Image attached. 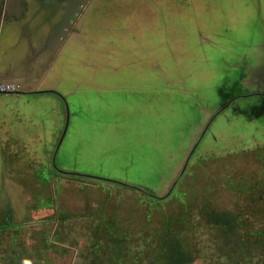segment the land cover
Instances as JSON below:
<instances>
[{
    "label": "rangeland",
    "instance_id": "1",
    "mask_svg": "<svg viewBox=\"0 0 264 264\" xmlns=\"http://www.w3.org/2000/svg\"><path fill=\"white\" fill-rule=\"evenodd\" d=\"M24 2L0 0V79L29 73L30 85L65 97L71 120L58 168L236 207L224 177L233 164L238 173L256 172L254 156L242 149L264 146V93L254 92L264 84L245 82L264 66V0ZM62 101L51 92L0 94V136L9 141L0 140V221L9 207L15 223L0 235V264L16 242L38 264H87L89 213L115 209L136 234L149 214L158 220L149 205L159 201H142L144 193L129 186L106 189L100 180L60 174L40 182L65 125ZM234 148L232 159L225 151ZM48 194L55 201L42 207ZM63 212L73 218L62 224ZM193 235L202 248L195 264H230L205 224Z\"/></svg>",
    "mask_w": 264,
    "mask_h": 264
},
{
    "label": "trees",
    "instance_id": "2",
    "mask_svg": "<svg viewBox=\"0 0 264 264\" xmlns=\"http://www.w3.org/2000/svg\"><path fill=\"white\" fill-rule=\"evenodd\" d=\"M249 155L255 158L250 161L256 164V172L238 173L233 164L231 173L224 177L225 187L238 201L234 209H219L213 204L200 202L186 191L182 201L173 194L174 191L166 196L164 193L165 199L154 198L158 204H148L151 215L158 213V220H152L149 214V224L139 234L115 209L100 215L89 213L93 233L90 255L85 258L87 264H195L202 258V248L197 246V237L193 235L200 224H205L219 239L217 253L226 257L230 264H264V147L251 151ZM231 157L225 158L234 163ZM235 158L236 155L232 159ZM47 174L39 176L44 186L50 185L54 177L52 173ZM184 178L179 185L183 184ZM48 196L47 200H42V207L51 206L55 201L53 196ZM141 200L148 201L145 197ZM161 201L163 205H160ZM4 212L6 216L0 221V235L15 227L12 209L8 207ZM160 212L162 217L159 219ZM61 213L58 220L62 224L73 218ZM14 246L4 257V264H38L33 262L36 254L19 251L16 249L20 247L18 242ZM36 257L38 260L39 256ZM260 259L261 263L258 262Z\"/></svg>",
    "mask_w": 264,
    "mask_h": 264
},
{
    "label": "flooded vegetation",
    "instance_id": "3",
    "mask_svg": "<svg viewBox=\"0 0 264 264\" xmlns=\"http://www.w3.org/2000/svg\"><path fill=\"white\" fill-rule=\"evenodd\" d=\"M25 3V5L27 4V2L25 1L24 2ZM26 11V10H25ZM24 11V12H25ZM252 74V73H251ZM250 74V76H249V78L250 77H252V79L251 80H249V78H246V80H245V82H247V83H251V81H257V83H259V84H264V66L262 67V69L259 71V72H257V74L256 75H251ZM256 77L257 76V78L256 79H254L253 77ZM261 88H263V87H261ZM37 91V92H36ZM55 93V94H58L61 98H62V102H63V108H62V115H63V118H64V120H65V125H64V128H62L63 130H61L59 133H58V136L55 138L56 139V143H55V145H56V147H55V151H53V153H52V151H51V155H50V157H49V154L48 155H45L46 157H49V159H50V162H49V159L47 160V161H44V163L43 164H41L42 166L39 168L40 170H39V174L40 175H48L47 173H52L53 174V178L56 180V178H57V176H59V174L62 176V177H64L63 179H68V177H71V178H69V179H71V180H68V181H74V180H76V179H78V178H82L80 181H85V182H95V181H90L89 179H95V180H100V181H102V183H101V185H104V188H106L107 189V187L109 188V187H115V188H120V187H117V186H114V185H118V186H121V188H125L124 186H129L130 188H133V189H137V190H141L143 193H144V195L145 194H149V196H151L152 198H159V199H161V200H163V199H165V197H163V196H159L158 194H155V193H153V191L152 192H150V190L149 189H145V188H142V187H140V186H137V185H131V184H126V183H123V182H121V181H118V180H110V179H107V178H103V177H94V176H89V175H86V174H81V173H79V172H77V171H73L71 168L70 169H61V168H58L57 167V165H56V156H57V153H58V151H59V148L61 147V145H62V143L65 141V139H66V137H67V133H68V129H69V125H70V120H71V115H70V111H69V105H68V103H67V101H66V99H65V97L61 94V93H59V92H57V91H54V90H34V91H28V92H25L26 94H32V93ZM254 92H256V93H264V89H262V90H257V91H254ZM23 93H24V91H23ZM250 94H254L253 92L252 93H250ZM237 99V98H236ZM236 99H234L232 102H234ZM220 111V110H219ZM218 113V112H217ZM215 120V119H214ZM213 120V121H214ZM211 123V122H210ZM209 127H210V125H209ZM209 127H206L205 126V128L203 129V132H202V134H201V136H200V138H198L196 141H195V144H196V147H195V149L193 150V152H192V156H193V154L196 152V148L198 147V145L201 143V141H202V139L204 138V136L206 135V133H207V131L209 130ZM259 147H264V146H257V147H255V148H253V149H250V150H246V149H242V152H251V151H255L257 148H259ZM210 148H212L210 145H207V154H210V153H208V150L210 149ZM236 150H238V148H234V149H231V150H227V151H225V153L226 154H233L234 155V151H236ZM49 152V151H48ZM237 153V152H236ZM214 156V155H213ZM215 156L216 157H218V156H220V155H216L215 154ZM214 156V157H215ZM226 156V155H225ZM225 156H220V157H225ZM208 157H210V156H208ZM212 157V156H211ZM213 158V157H212ZM191 158H188V159H186V161H185V163H187L185 166H184V169L182 170V168H183V166L180 168V171H179V174H177V179H178V177H179V181L184 177V176H186L187 174H188V171L191 169V167H189L188 168V162H189V160H190ZM188 161V162H187ZM192 165V164H191ZM190 165V166H191ZM193 165H195V164H193ZM47 166H50V170H48L47 168ZM51 167H52V170H51ZM43 169V170H42ZM181 170H182V172H181ZM181 172V173H180ZM65 176H68V177H65ZM51 178H52V175H51ZM53 178H52V180H53ZM177 179H176V181H177ZM178 181V182H179ZM52 182V181H51ZM176 186V183L174 184V186L171 188V189H173L174 187ZM109 190V189H108ZM171 193V192H170ZM168 195V194H167ZM149 196H147V195H145V197L147 198V200H148V197ZM166 196V195H165ZM5 220V219H4Z\"/></svg>",
    "mask_w": 264,
    "mask_h": 264
},
{
    "label": "crops",
    "instance_id": "4",
    "mask_svg": "<svg viewBox=\"0 0 264 264\" xmlns=\"http://www.w3.org/2000/svg\"><path fill=\"white\" fill-rule=\"evenodd\" d=\"M20 1H29V0H20ZM36 1H48V0H36ZM25 11V10H24ZM30 70H28V72H29ZM27 72V73H28ZM14 80H17V81H14ZM0 82H10V83H17V82H19V83H21V85L19 84V83H17V84H19L20 85V90H19V94H17V95H20V94H26V93H23V91L24 92H28L27 90H31V91H34V90H39L38 88H36V87H34L33 85H30V78H29V73L28 74H26L25 75V77H21V78H19V80L18 79H9V80H1L0 79ZM24 88V89H23ZM23 89V90H22ZM16 94V93H15ZM0 140H1V144L3 143V141L5 140V139H2L1 138V136H0ZM3 144H5V145H7V146H9V141L8 142H6V143H3ZM14 148H15V146H13ZM4 149H5V151H6V149L8 150L9 148H5L4 147ZM1 151H3V149L1 150ZM12 152H13V148H12ZM11 152V153H12Z\"/></svg>",
    "mask_w": 264,
    "mask_h": 264
},
{
    "label": "built area",
    "instance_id": "5",
    "mask_svg": "<svg viewBox=\"0 0 264 264\" xmlns=\"http://www.w3.org/2000/svg\"><path fill=\"white\" fill-rule=\"evenodd\" d=\"M20 90L17 83L0 82V94H15Z\"/></svg>",
    "mask_w": 264,
    "mask_h": 264
},
{
    "label": "water",
    "instance_id": "6",
    "mask_svg": "<svg viewBox=\"0 0 264 264\" xmlns=\"http://www.w3.org/2000/svg\"><path fill=\"white\" fill-rule=\"evenodd\" d=\"M20 92L18 91L16 94H19ZM25 93V92H24Z\"/></svg>",
    "mask_w": 264,
    "mask_h": 264
}]
</instances>
